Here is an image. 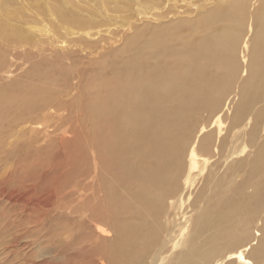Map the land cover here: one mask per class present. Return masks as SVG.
<instances>
[{
  "label": "rangeland",
  "instance_id": "rangeland-1",
  "mask_svg": "<svg viewBox=\"0 0 264 264\" xmlns=\"http://www.w3.org/2000/svg\"><path fill=\"white\" fill-rule=\"evenodd\" d=\"M153 1L154 4L149 2L147 6L141 5L137 8L134 0H103L102 3L100 0H0V50L8 52L1 59L0 75L3 77L0 82L8 81L7 88L10 89L13 87L12 75H15L17 80L18 76L29 68L30 75L26 82L31 86L37 83L41 86L38 92L31 93L35 94L37 99L47 94L52 104L49 110L44 109V112L39 113L40 119L35 123H31V118L38 110L31 112L29 118L13 113L6 114L7 123L0 121V264H107L97 260L92 254L95 250L93 245L98 246V242H91L87 251L80 249V254L71 249L72 243L79 248L84 242L77 241L79 238L83 239L82 234L85 235L86 229L81 228L88 226L92 231L95 221L100 220L111 224L107 218L108 214L100 205L107 180L109 184L117 187L120 197L119 214L132 223L136 232L141 225L150 228L148 215L139 212L136 196L132 195V191L138 189L136 180L141 182L144 178L136 179L135 172L130 179L125 176L130 187L128 189L123 184V176L115 179L117 174L113 166L116 164L109 161L111 169L106 172L100 157L94 161L90 153L88 140L99 131L100 124L97 122L111 118L115 119L118 127L120 118L125 114L123 109L119 108L120 98L116 92H109L107 95L104 92V83L96 86L97 79H106L108 73L103 64V57H114L112 50L115 46L126 43L131 49L140 46L141 39H134L132 35L134 36L135 30L141 31L142 28L147 32L159 26L156 32L163 38V42L181 47H184L186 41L193 42L200 31L205 35L218 33L220 21L196 18L214 7L226 10L224 2L228 0ZM258 4L259 0H247L243 20L235 21L230 29L232 33H237L239 29L241 34L243 33L234 54L235 77L232 76L234 71L228 72L222 64L217 65L219 70L209 67L206 75L209 79L208 87L198 90V93L205 97L204 101H219L220 105L216 109L200 106L198 111L191 112L197 107L196 104L185 102L180 108L183 112L180 113L176 126V129L180 127L181 130L173 133H176L175 139H178L181 133L185 138L189 136L191 140L195 135L201 137L205 132L199 134V129L205 126L207 131L212 120L207 117V110H213L214 114L222 113L226 117L232 114L239 100V84L247 72V58L252 48L250 39L255 27ZM145 9L149 13L144 14L142 11ZM58 12L68 14V23L57 17ZM161 14L165 18H159ZM175 22L181 25H175L178 28L174 31L168 23ZM195 22L199 24V29L195 28ZM19 32L29 33L28 42L18 43ZM75 38L78 40L75 41ZM139 48L135 53L138 54ZM14 52L22 53L26 62L22 63L21 59L16 66ZM181 53H184V50H181ZM83 56L85 57L81 62L80 58ZM122 59L125 60L120 57L116 63ZM55 64L62 68L56 69ZM13 70L15 72L11 74ZM126 71L119 78L128 76V80H134L136 69L128 68ZM157 81L158 78L152 80L153 85ZM122 85L117 83L113 87L118 91ZM187 92L185 90L184 93ZM147 93L151 96V90ZM103 104L108 117L93 118L91 114L93 119H90L86 116L88 109H91L93 114H102L100 109ZM43 113L46 115H42ZM132 114L131 121L137 125L129 130L128 134H140L139 138H145L151 144L156 139L154 129L157 132L160 123L152 120L151 116L145 118L142 115L139 118L138 112L135 111ZM225 120L220 124L222 133L229 119ZM108 121L107 119L106 122ZM15 122L21 123L14 126ZM106 126L108 128L110 124ZM169 127L174 128L175 124H169ZM213 128L216 130L218 127L215 125ZM45 129L48 131L44 132ZM21 131L26 133L25 136ZM191 140L188 146L185 143L180 153L183 157L179 159L178 169H170L177 173L175 180L169 185L173 186L172 200L181 193L188 177L187 159ZM151 148L154 155L149 152V161L152 164L156 163L157 158L164 159L171 152V149L155 148L152 144ZM119 151L121 150H112L109 158L114 159ZM138 155L139 152L133 157L136 158V164L141 165ZM207 159L211 161L213 157L208 155ZM130 162L133 164L132 160ZM224 173L219 177V181L224 179ZM76 180L84 189L81 191L82 195L71 188ZM242 181L243 179L237 178L236 186L241 185ZM246 181L244 188L254 180L248 178ZM123 188H127L128 193H125ZM143 204L147 212L154 213L150 202ZM68 207H73V211ZM79 214L88 217L80 222ZM142 264H147V259H144Z\"/></svg>",
  "mask_w": 264,
  "mask_h": 264
},
{
  "label": "bare ground",
  "instance_id": "bare-ground-1",
  "mask_svg": "<svg viewBox=\"0 0 264 264\" xmlns=\"http://www.w3.org/2000/svg\"><path fill=\"white\" fill-rule=\"evenodd\" d=\"M100 1L102 3L103 0ZM149 2L155 3L153 0H134V5L137 4L139 8L141 5L147 6ZM246 2L247 0H228L224 2L226 10L214 7L206 10L205 14L198 15L196 20L204 18L210 21L212 18L220 21V30L218 33L206 35L200 31L196 39L193 42L186 41L184 47L177 44L170 46L163 42V38L156 32L160 28L158 26L147 32L144 28L141 31L135 30L132 38H140V46L131 49L126 43L115 46L112 50L114 57L101 55L108 73L106 79H97L96 86L99 87L104 83V92L107 95L109 92L111 94L116 92L120 98V104L117 105L119 104V108L123 109L125 114L120 118L117 127L115 119L106 118L108 113L104 109V104L100 109L102 114L99 112L93 114L92 110L88 109L86 113L88 118L102 116L103 119L106 118L105 121L101 119L97 122L100 124L99 131L88 140L91 146L90 153L94 161L100 157L101 162L105 164L106 170H103L106 172L111 169L109 161L116 164L113 166L117 174L115 179L123 176V184L128 189L130 187L125 176L130 179L135 172L136 179L144 178L141 182L136 180L138 189L132 191V195L136 196L139 212L148 215L151 229L141 225L136 232L132 223L127 222L126 217L119 214L120 197L117 187L109 184L106 179L107 186L103 187L100 205L108 214L107 218L110 219L112 226L100 220L95 221V228L92 231L88 226L81 228L86 229L85 235H81L83 239L76 238V240L78 242L84 240V242L79 248L72 243L71 249L78 253L80 249L87 251L91 242H98V246L93 245L95 250L92 254L97 260L100 259L102 263L105 261L107 264L108 262L142 264L144 259H147V264H264V169H262L264 167V0H259L255 13L247 72L243 73L245 77L239 84V100L232 114L226 117L222 113L214 114L213 110H207L209 112L207 117L212 120L215 117V120L209 122L210 127L207 131L205 126L199 129V134L205 132L201 137L195 135L191 140L189 136L185 138L181 133L178 139L174 138V135L181 130L180 127L176 129V126L180 113L183 112L180 108L185 102L196 104L197 107L191 112L198 111L200 106L216 109L220 105L219 101H204L205 97L198 93L199 88L208 87L207 68L213 67L219 70L217 65L222 64L228 72L234 71L232 76L235 77L234 54L243 33L241 34V29L237 33H232L230 29L235 21L243 20ZM142 12L149 13L147 9ZM57 17L68 23L67 13L58 12ZM159 18L163 19L165 16L161 14ZM168 24L174 31L178 28L175 25H181L179 22ZM194 26L199 29L197 22ZM84 28L88 30L87 27ZM161 31L165 32L163 29ZM110 33L111 30L108 34ZM28 37L29 33L19 32L18 43L28 42ZM77 40L75 38V41ZM82 48L84 50V46ZM138 48L137 54L135 52ZM181 50H184V53H181ZM7 53L0 50V66L1 59ZM23 57L22 53L14 52L16 66ZM84 57L80 58L81 62ZM120 57H124L125 60L116 63ZM22 61V63L26 62L24 59ZM55 65L56 69L62 68L59 64ZM128 68L136 69L134 80H128V76L120 79L119 77L126 73ZM29 75V68L19 75L17 80L16 76L12 75L13 87L10 89L7 88L8 81L0 82L1 122H8L6 114L14 113L29 118L31 112L38 110L31 118V123H35L40 119L39 113L44 112V109L49 110L52 106L47 94L37 99V96L31 93L38 92L41 86L38 83L31 86L26 82ZM0 77L2 80L3 76ZM157 78V83L153 85L152 80ZM117 83L123 85L115 91L116 87L113 86ZM148 90H151V96L154 97L147 93ZM185 90L188 91L187 94L184 93ZM134 111L138 112L139 118L142 115L145 118L151 116L152 120L160 123L157 132L154 129L156 139L151 143L152 146L171 149L167 157L157 158L155 164L149 161V152L154 155L149 141L139 138L141 135L135 132L128 134L129 130L137 125L131 121ZM226 118L229 120L222 133L220 124ZM20 123L15 122L14 126ZM172 123L175 124L174 128L169 127ZM106 124L110 126L107 128ZM215 125L218 127L216 130L213 128ZM46 131L48 130L45 129L44 132ZM21 132L25 136L26 133ZM189 140L192 144L187 159L188 177L184 181L181 193L172 200L173 186L169 187V185L175 180L177 173H173L170 169H178L179 159L183 157L180 153L185 143L188 146ZM114 149L121 151L117 152L114 159H110V152L112 153ZM138 152V161L141 165L136 164V158L133 157ZM208 155L213 157L211 161H208ZM223 173L224 179L219 181ZM237 178L243 179L241 185L236 186ZM248 178L254 181L244 188L249 181H246ZM161 183L163 184L160 185ZM71 188L80 195L84 190L77 180ZM127 188H123L125 193H128ZM145 202L151 203L154 213L147 212L143 204ZM69 209L73 211V207ZM78 217V220L83 222L88 216L83 217L79 214Z\"/></svg>",
  "mask_w": 264,
  "mask_h": 264
}]
</instances>
